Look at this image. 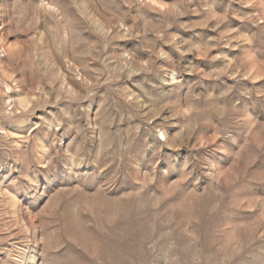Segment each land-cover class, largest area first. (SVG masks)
I'll return each mask as SVG.
<instances>
[{"label":"rangeland","instance_id":"rangeland-1","mask_svg":"<svg viewBox=\"0 0 264 264\" xmlns=\"http://www.w3.org/2000/svg\"><path fill=\"white\" fill-rule=\"evenodd\" d=\"M0 264H264V0H0Z\"/></svg>","mask_w":264,"mask_h":264}]
</instances>
